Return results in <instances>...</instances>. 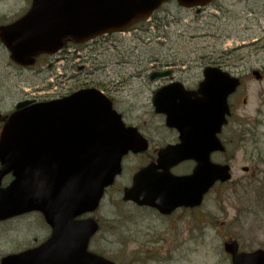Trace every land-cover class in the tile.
<instances>
[{"label":"water","instance_id":"1","mask_svg":"<svg viewBox=\"0 0 264 264\" xmlns=\"http://www.w3.org/2000/svg\"><path fill=\"white\" fill-rule=\"evenodd\" d=\"M166 0H32L28 12L0 27V38L12 60L28 65L40 53L56 51L67 37L87 40L127 28ZM181 6L210 0H177ZM257 75V73L255 72ZM239 84L227 74L205 71L202 97L176 96L171 102L154 100L156 112L179 132L180 143L160 152L163 172L141 169L123 200L149 205L162 213L199 205L217 180L230 178L228 166L212 164L210 153L223 147L216 134L229 113L227 97ZM17 105L0 136V181L11 172L12 182L0 188V220L29 211L42 212L52 228L39 247L1 260V264H114L87 252L97 225L74 218L98 207L104 189L121 171L128 150H143L136 130L126 129L111 103L95 90H82L51 102ZM26 106V107H24ZM184 159L197 162L187 176L168 169ZM163 163V164H162ZM232 264H264V251L239 253L236 241L224 244Z\"/></svg>","mask_w":264,"mask_h":264},{"label":"rangeland","instance_id":"2","mask_svg":"<svg viewBox=\"0 0 264 264\" xmlns=\"http://www.w3.org/2000/svg\"><path fill=\"white\" fill-rule=\"evenodd\" d=\"M28 2L0 0V12L17 11L19 15L28 7ZM205 11L211 14L199 17L194 10L168 3L133 30L112 35L109 40L115 42L116 49L110 47L100 57L87 61L91 71L89 82L104 84L111 91L125 87L111 92L114 105L127 123L139 125L155 120L151 117L146 72L142 68L150 67L162 51L157 43L156 25L163 17L167 20L181 18L180 22H171L168 26L165 54L173 53L178 58L220 55L227 70L245 79L238 90L233 115V120L243 121L242 135L236 138L229 133L225 137L229 152L235 156L233 181L223 188L212 189L198 209L177 210L171 218H160L153 212L124 203L122 188L129 185L141 156L126 158L123 173L106 191L93 214L100 228L90 243L91 250L116 264H230V257L223 250V242L229 238L236 239L243 251L264 249L261 196H264V162L260 161L264 160V80L249 78L253 69L264 74V0H216ZM218 13L220 18L213 17ZM102 62L109 63L105 71L100 69ZM4 64L5 53L0 49V65ZM8 70L0 67L2 90L10 95L5 97L2 109H8L12 102L14 84L18 83L21 97L43 99L48 80L54 78L50 77V69L40 66L21 69L17 79L15 72L13 76L5 75ZM242 97H247L246 106L241 105ZM157 137L163 142L168 140L167 131L161 126L157 128ZM243 166L251 170L244 173ZM188 167L189 164H184L177 172L186 169L187 172ZM219 190L225 192L218 194ZM47 233L37 214L0 223V258L35 246ZM139 243L145 247L148 259L131 261L132 251H138Z\"/></svg>","mask_w":264,"mask_h":264},{"label":"flooded vegetation","instance_id":"3","mask_svg":"<svg viewBox=\"0 0 264 264\" xmlns=\"http://www.w3.org/2000/svg\"><path fill=\"white\" fill-rule=\"evenodd\" d=\"M207 7H201V8H195L197 13L203 14L205 12V9ZM0 12V22L1 24H8L13 21H15L20 16L18 15L17 11H11L10 13ZM211 14V13H209ZM220 14H215L214 16H219ZM166 23H168L167 19L163 17L162 21L160 22L159 26V34L162 38L160 41V46L165 45V37H166ZM108 35L99 37L92 42L95 44L92 46L93 43H84V44H76L74 41L68 39L64 42V48L62 51L56 54L52 55H41L36 58L35 65L32 67L27 68H21L20 65L14 63L9 56V53L3 48L1 42H0V49L3 50L6 57V64L0 65V67H3L5 70L9 69L5 75L13 76L14 72L16 73V79L17 74L20 73L21 69H31L33 67H47V70L50 69L51 75L54 78H50V81L47 85V100H54L59 99L62 97H65L71 93H73L76 90L86 88V87H95L99 90H101L103 93H107L112 95L110 88L106 87L104 84L96 83V82H89L88 77L90 75V71L87 69V59L91 58V56L103 55L105 52H107L108 48L111 46L109 43H107ZM71 48H74V51L72 52ZM95 56V57H96ZM174 57L171 60H165L164 50L161 52L162 59L159 60V65L157 66H151L150 69H147L146 72V91H147V101L151 105L152 99L156 92L165 86H178L179 88H184L185 90H196L201 83L203 79V70L206 67H215L218 69H221L223 71H229L225 67L223 57L217 56L214 57L211 54L206 55H199V56H193L186 55L184 57L178 58L174 54H172ZM90 60V59H89ZM76 61H79L76 63ZM61 63V65L58 67V65ZM104 65H107L104 64ZM60 68L59 75L54 74V69ZM89 71V72H88ZM49 72V73H50ZM153 74H163L164 76H160L158 78H154L151 80V76ZM4 77L2 76V79ZM261 78H264V74H261ZM240 79H243V77H240ZM1 82V80H0ZM12 102L8 106V109H2L1 105L3 104L5 97L8 98L10 96L8 93H5L2 90V84H0V131L2 129V126L4 122L6 121L9 114H11L16 107V104L19 103L22 100L30 99V100H37L35 96L27 98V97H21L19 93V85L18 83L14 84L12 86ZM238 98V92L236 91L232 96L229 98V106L231 114L228 117L227 123L222 127L219 138L225 145V149L222 152H214L211 155V159L214 162L217 163H230L231 167H233V161L235 160V156L231 154L228 150V142L225 138L226 135L229 133L233 136H237L238 133L243 131L242 125L243 121L242 119H234L233 115L235 114V111L237 107L235 106V102ZM247 98H242L241 103L243 105H246ZM151 117L155 120L153 122H143L141 125L137 123H133L136 128L140 131L142 136L146 139L147 142V148L146 150L137 155L141 156L140 164L141 166L148 165L150 163L156 162L158 151L168 145L177 142V132L173 128H168L165 126V116L163 114H156L154 113L153 107L151 106ZM232 125V126H231ZM163 127L167 131V137L168 140L163 142L157 137V128ZM231 126V127H230ZM173 138V139H172ZM161 139H163L161 137ZM259 159V158H258ZM181 164H189V166H193L194 162L192 161H185ZM177 165L171 169L173 173L176 174H184L185 172L180 173L177 172V168L181 165ZM250 167L245 170L246 173L250 171ZM149 212L155 213L157 217L160 218H171L176 211H173L172 213L168 215H162L158 213L156 210L145 207ZM191 209H180V210H192ZM45 225V224H44ZM135 225L134 220L131 221V226ZM45 227L50 231L49 227L45 225ZM132 243V242H131ZM138 251L134 252L132 251L131 261H144L142 258H147V251L142 243H139ZM141 255L140 257H138Z\"/></svg>","mask_w":264,"mask_h":264}]
</instances>
